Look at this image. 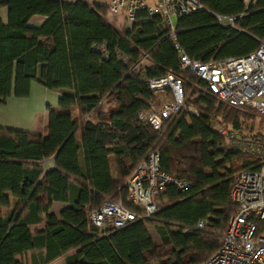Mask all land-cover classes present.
<instances>
[{
    "label": "trees",
    "instance_id": "1",
    "mask_svg": "<svg viewBox=\"0 0 264 264\" xmlns=\"http://www.w3.org/2000/svg\"><path fill=\"white\" fill-rule=\"evenodd\" d=\"M245 1L203 0L204 9L178 18L173 31L146 11L131 29L118 30L106 4L0 0L8 11L6 22L0 18V105L11 95L29 97L34 82L61 94L59 106L48 107L46 138L0 128V264H23L19 257L28 252L33 264L62 256L66 264H203L218 251L236 213L233 178L260 158L226 148L212 122L222 117L240 130L241 111L251 109L220 103L205 81L182 69L181 52L208 64L257 51L264 0ZM34 16L47 19L35 27ZM218 16L235 18L234 26L219 24ZM146 56L152 67L143 66ZM169 72L182 80L185 104L158 131L139 116L172 98L170 90L149 86ZM153 152L161 170L190 188L169 186L150 220L100 232L91 211L106 201L132 208L124 183ZM52 158L55 169L45 171L41 164ZM11 198L17 203L4 216ZM54 202L68 204L60 219L49 213ZM44 214L45 229L33 234L30 226Z\"/></svg>",
    "mask_w": 264,
    "mask_h": 264
},
{
    "label": "built area",
    "instance_id": "2",
    "mask_svg": "<svg viewBox=\"0 0 264 264\" xmlns=\"http://www.w3.org/2000/svg\"><path fill=\"white\" fill-rule=\"evenodd\" d=\"M203 9V0H109L107 20L122 29L127 24L133 25L139 13L146 11L150 18H162L174 31L173 17L181 18ZM219 20L234 24V18ZM181 67L205 81L209 93L220 103L231 108H248L264 116V43L250 55L208 64L192 61L181 52ZM149 86L155 92L170 90L172 94L160 109L152 108L139 116L159 131L167 120L183 110V84L169 72L151 79ZM189 110L197 114L192 108ZM236 147L258 156L260 161L234 176L229 199L236 206V213L228 221L218 251L203 264H264V142L238 140ZM171 185L181 191L190 188L186 181L161 170L160 155L153 152L124 183L132 208L123 202L106 201L91 211L90 223L106 235L134 222L150 220L157 214L163 203L161 197ZM199 227L203 228L204 224L200 223Z\"/></svg>",
    "mask_w": 264,
    "mask_h": 264
},
{
    "label": "crops",
    "instance_id": "3",
    "mask_svg": "<svg viewBox=\"0 0 264 264\" xmlns=\"http://www.w3.org/2000/svg\"><path fill=\"white\" fill-rule=\"evenodd\" d=\"M61 1H65L68 3H76V2H71L68 0H61ZM251 2H254L255 4L256 0H246L245 4L249 6ZM2 9H5V16L4 17L0 16V18L4 22H6L8 11L6 8H2ZM219 18L227 19V18H232V17L218 16V20ZM46 19L47 18L44 16H34L30 21V25L35 26V27H40L44 24ZM234 21H235V18H234ZM219 24L224 25V26H231V27L234 26V24L231 25L227 21L220 22V20H219ZM131 27L132 25L127 24L122 29L118 28V30H129L131 29ZM174 27L176 29V25H174ZM142 64L143 66H146V67H152V63L149 60L143 61ZM60 95H61L60 92L50 91L44 86H42L41 84L34 82L31 86V92H30L29 97L17 98L14 95H11L7 99L5 104L0 105V128L24 131V132L31 133L33 135H40L42 136V138H46L48 136V127H49L48 107L57 108L59 106ZM82 158L83 157H81V159ZM41 165L44 167L45 171H50V170L55 169L53 158L45 160ZM3 192H7L8 194L7 190H3ZM164 202H166V200H164ZM16 203H17V200L14 198H11L10 207L2 206L4 216L9 215L11 210L15 207ZM67 207H68L67 203L54 202L49 213L52 215H55L58 219H60L61 212ZM46 219H47V215L44 214L43 219L40 223L33 224L30 226V230L32 231L33 234L43 231L45 229ZM147 228L149 230V226ZM153 228L155 227L153 226ZM35 254L37 255L38 251H36ZM24 256H28L29 264H33V253L32 252H28L20 256L19 260H21L22 257ZM65 258L66 256H62L50 264H54L60 259H63L64 264H66Z\"/></svg>",
    "mask_w": 264,
    "mask_h": 264
},
{
    "label": "rangeland",
    "instance_id": "4",
    "mask_svg": "<svg viewBox=\"0 0 264 264\" xmlns=\"http://www.w3.org/2000/svg\"><path fill=\"white\" fill-rule=\"evenodd\" d=\"M88 3L90 5H94L95 3L99 4H106L108 5L109 0H89ZM0 16H5V9H0ZM178 19L176 17L172 18V23L174 25L177 24ZM167 99V96H161V101H165ZM156 108V107H155ZM193 110H196L195 107H190ZM242 116L240 120V130H235L232 126L222 124V117H218L217 121L212 122V126L215 130L222 132L224 130V134L221 133L224 137V146L226 148H235L236 142L238 140H246L250 137L254 136H264V116L251 110H242L241 111ZM166 202L163 201L162 204H165ZM149 230L153 236V240L156 244H160V237L155 228L153 226H149ZM220 246V245H219ZM37 259L40 261L41 257L38 256ZM22 263L23 264H29V257L24 256L22 257ZM54 264H64L63 259H60Z\"/></svg>",
    "mask_w": 264,
    "mask_h": 264
}]
</instances>
